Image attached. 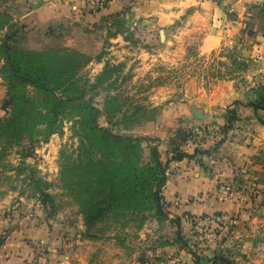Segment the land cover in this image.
<instances>
[{
    "label": "rangeland",
    "instance_id": "obj_1",
    "mask_svg": "<svg viewBox=\"0 0 264 264\" xmlns=\"http://www.w3.org/2000/svg\"><path fill=\"white\" fill-rule=\"evenodd\" d=\"M217 1H221L227 9L232 7L233 0ZM21 4V0H0V11L3 13L7 10L19 28ZM101 22V29H92L86 44L85 41L80 45L68 42L71 44V51L68 53L75 56L79 65L75 92L83 98L60 110L56 122L57 131L45 139V126L38 123L41 131L35 132L33 137L18 140L0 134L1 232L7 227V236H10L23 221L30 223L33 220L31 218L38 215L44 223L50 222L51 227L55 226V231L50 226L48 229L55 232L56 239L49 247L44 248L48 250L53 246L51 264H194L195 258L191 250L199 254V264H211L212 258L217 255L237 264H264V188L247 185L242 190L241 183L235 179L218 183L233 184L235 195L239 192L247 198L241 210L233 217L217 218L213 214L190 211L178 213L173 210L177 205L171 206L166 199L168 219L162 222L152 212L146 211L144 214L129 213L126 218L118 220L107 215L96 221L91 228L86 227L76 202L74 188L64 183L60 174L61 165L66 162L64 154H70L78 147L76 131L79 127L76 121L81 117L76 112L84 103L90 100L99 109L98 124L102 128H110L123 135L150 136L151 142L158 147L163 157L173 148L172 139L178 129L202 137L205 134L200 128L206 124L211 125L212 134L201 147L212 148L222 137L218 121L223 120L224 109L234 100L218 110L219 114L211 122L198 124L209 120L206 115L209 110L203 104L193 102L195 90L197 87L207 90L201 79L207 75L221 78L227 74L231 76L233 68L230 66L227 70V63L231 62L233 48L241 55L244 49H249L252 45L248 39L250 34L242 33L225 41L219 50L200 54L195 36L182 37V25L178 23L168 33L161 31V38L157 33L153 38L154 42L146 43L137 35L138 30L131 29L127 20L122 30L124 34H113L115 28L108 30L105 23ZM6 31L9 28L0 33V40ZM22 31L26 39L24 41L19 36L16 44L30 47L27 45L24 28ZM117 35L124 36L127 43L121 42L120 46L115 47L119 42H111V38ZM63 41L64 37L54 39L53 44L60 43V46H64ZM11 43L13 45L15 42ZM217 68L219 69L216 71ZM243 74L231 77L241 81ZM244 76L247 78L248 75ZM248 80L256 82L254 79ZM251 83H244L243 98L250 95ZM8 88L5 61L0 53V121L4 111L2 101L9 97ZM25 91L40 110L46 107L45 96L32 85L25 87ZM109 97L115 99V105L121 111L110 122L104 111ZM247 108L252 111V119L257 120L250 107H240V115L244 120L241 124H236L239 125L238 129L249 123L243 118L242 112ZM165 113L177 118V125L168 133L159 131ZM194 122L197 123L193 124ZM2 131L7 133L8 128ZM146 132L149 134H142ZM196 145L193 138L183 143L182 147L192 152ZM203 156L194 159L202 160ZM149 161L150 150L146 149L142 162ZM171 164L166 174L170 171ZM245 172L246 170L238 168L234 175ZM163 193L165 195V188ZM177 217L182 218L180 227L173 221ZM179 228L186 246L178 240Z\"/></svg>",
    "mask_w": 264,
    "mask_h": 264
},
{
    "label": "crops",
    "instance_id": "obj_2",
    "mask_svg": "<svg viewBox=\"0 0 264 264\" xmlns=\"http://www.w3.org/2000/svg\"><path fill=\"white\" fill-rule=\"evenodd\" d=\"M21 1L19 25L27 33L28 48L33 50H43L53 44L54 38L48 34L49 28L55 29L56 34L62 32L64 46L69 47V41L79 45L85 41L86 44L92 29L100 30L101 21L126 8H129L125 17L127 23L131 29L138 30L137 35L146 43L154 42V36L158 33L160 37L161 31L168 33L177 23L182 25V37L195 36L200 54L219 50L225 41L242 33L250 34L248 39L252 45L241 53L249 61V68L241 78L243 82L237 81L230 74L222 78L213 75L201 78L207 90L197 87L192 100L209 110L206 111L209 120L198 124L211 122L223 107L233 100L243 98L244 85L252 82L248 79L257 81L264 77V0H233L229 9L217 0H96L97 4H94L95 0ZM123 37L117 35L111 38V42H119L115 46L118 47L121 42L127 43ZM227 64V70L230 66L233 68L232 62L228 61ZM244 75H248V79ZM242 112L243 118L249 122L244 132L234 129L230 140L221 146L217 155H205L202 160H181L171 164L167 172L165 196L171 206L177 205L173 210L178 213H209L217 218L233 217L241 210L247 198L239 192L224 197L218 187L219 181L235 179L241 183L242 190L247 185L264 188V124L252 119L249 108ZM162 121L159 131L168 133L177 125V118L167 116L166 113ZM238 168L246 172L235 176ZM35 217L31 218L33 220L30 223L23 221L6 239L0 248V264H51L53 246L48 248L50 251L45 250L44 246L49 247L56 239L55 232L51 231V228L55 231V226L51 227L50 222L44 223L39 215ZM48 226L51 228L48 229Z\"/></svg>",
    "mask_w": 264,
    "mask_h": 264
},
{
    "label": "trees",
    "instance_id": "obj_3",
    "mask_svg": "<svg viewBox=\"0 0 264 264\" xmlns=\"http://www.w3.org/2000/svg\"><path fill=\"white\" fill-rule=\"evenodd\" d=\"M94 2L97 4L96 0ZM128 10L129 8H126L106 17L103 23L107 29L115 28L113 34L124 32L122 30L126 26L125 17ZM6 28H9V31H6L0 40V53L5 61L9 97L2 101L4 111L1 113L3 117L0 121V134L18 140L33 137L35 132L40 133V123L45 126L44 138L47 139L57 131L56 122L60 110L67 104L83 98L75 92L79 67L77 59L68 53L71 51L69 47L60 46V43L43 50H33L24 44H16V38L19 36L25 41V33L22 31L23 27H18L7 10L3 13L0 11V33ZM48 34L57 40L63 36L62 32L56 34L53 28H49ZM11 41L15 43L12 45ZM231 62V76L242 74L249 68V61L243 58L236 48H233ZM29 85L45 96L46 107L43 110L27 95L25 87ZM249 94L251 96L246 95L247 97L234 100L226 106L222 114L223 120L218 121L222 137L212 148L201 147L212 134L211 125L206 124L200 128L205 134L202 137L178 129L172 139L173 148L164 157L159 153L158 147L153 145L150 136L123 135L110 128H102L98 124L99 109L87 100L76 112V115L81 117L76 121L79 127L76 131L78 147L70 154L63 153L66 162L62 163L60 169L62 181L74 188L76 202L86 227L91 228L96 221L107 215L118 220L126 218L129 213L144 214L146 211L152 212L159 222L167 220V202L163 190L168 178L166 170L172 162L194 159L205 154H217L218 148L237 128L236 124L244 120L240 115V107H250L257 120L264 124V77L252 85ZM114 100L109 97L104 108L109 122L121 112L118 111ZM245 127H239V132L243 133ZM4 128H8L7 133L2 131ZM193 138L197 142L193 151L183 149V143ZM146 149L150 150L148 163L142 162ZM181 219L177 217L173 221L180 227ZM8 230L7 227L2 229L0 248L9 237ZM177 236L186 246L180 228ZM191 253L195 258L194 264H199V254L192 250ZM211 264L237 263L217 255L212 258Z\"/></svg>",
    "mask_w": 264,
    "mask_h": 264
},
{
    "label": "built area",
    "instance_id": "obj_4",
    "mask_svg": "<svg viewBox=\"0 0 264 264\" xmlns=\"http://www.w3.org/2000/svg\"><path fill=\"white\" fill-rule=\"evenodd\" d=\"M219 190L224 197H231L235 193V187L233 184L221 183L219 185Z\"/></svg>",
    "mask_w": 264,
    "mask_h": 264
}]
</instances>
